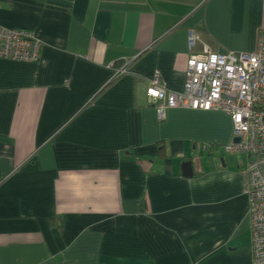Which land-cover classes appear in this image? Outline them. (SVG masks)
<instances>
[{"label":"crops","instance_id":"0c3cea01","mask_svg":"<svg viewBox=\"0 0 264 264\" xmlns=\"http://www.w3.org/2000/svg\"><path fill=\"white\" fill-rule=\"evenodd\" d=\"M0 27L41 43L0 61V264H252L230 118L147 91H183L191 32L255 52L264 0H0Z\"/></svg>","mask_w":264,"mask_h":264},{"label":"built area","instance_id":"2783aa9c","mask_svg":"<svg viewBox=\"0 0 264 264\" xmlns=\"http://www.w3.org/2000/svg\"><path fill=\"white\" fill-rule=\"evenodd\" d=\"M186 82L181 93H171L158 74L147 96L158 102L164 121L172 110L221 112L230 118L233 137L229 155L246 159L242 172L252 240V264H264V35L253 53H214L204 35L188 34ZM41 43L23 30L0 27V61L38 63ZM128 64L115 78L129 74ZM235 140H239L238 143Z\"/></svg>","mask_w":264,"mask_h":264},{"label":"water","instance_id":"95a60500","mask_svg":"<svg viewBox=\"0 0 264 264\" xmlns=\"http://www.w3.org/2000/svg\"><path fill=\"white\" fill-rule=\"evenodd\" d=\"M220 54H225V52L221 51ZM235 142L238 143L239 140H235ZM182 171H183V176L185 178H192L193 177L191 163H184L182 166Z\"/></svg>","mask_w":264,"mask_h":264},{"label":"rangeland","instance_id":"374dc122","mask_svg":"<svg viewBox=\"0 0 264 264\" xmlns=\"http://www.w3.org/2000/svg\"><path fill=\"white\" fill-rule=\"evenodd\" d=\"M219 154H222V153H219ZM222 155L226 156L224 152H223V154H222ZM237 159H238V160H241V161H244V160H245V158H244V157H237Z\"/></svg>","mask_w":264,"mask_h":264}]
</instances>
